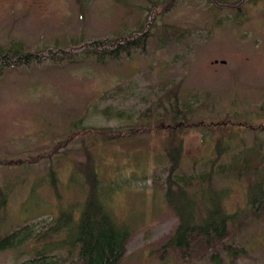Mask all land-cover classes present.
Masks as SVG:
<instances>
[{
	"label": "rangeland",
	"instance_id": "1",
	"mask_svg": "<svg viewBox=\"0 0 264 264\" xmlns=\"http://www.w3.org/2000/svg\"><path fill=\"white\" fill-rule=\"evenodd\" d=\"M157 1L0 0L2 50L78 49L82 41L148 33L144 49L117 59L1 66L0 236L25 227L36 235L62 208L79 206L87 186L71 180L72 172L90 160L105 181L113 218L131 230L120 264H212L215 250L196 247L184 256L166 245L178 223L164 197L166 149L180 147V174L209 172L204 188L230 191L223 197L227 213L245 207L244 172L216 170L242 147L250 172L264 170V131L238 125L264 127V0ZM175 98L196 116L193 127L172 134L156 124ZM169 123L165 117L164 128ZM224 142L230 153L217 157ZM225 243L248 255L230 262L219 246L221 264H264V217L239 218ZM42 247L30 239L0 251V264H28ZM55 254L56 264L70 263L66 249Z\"/></svg>",
	"mask_w": 264,
	"mask_h": 264
},
{
	"label": "trees",
	"instance_id": "2",
	"mask_svg": "<svg viewBox=\"0 0 264 264\" xmlns=\"http://www.w3.org/2000/svg\"><path fill=\"white\" fill-rule=\"evenodd\" d=\"M146 2L153 7L159 5L157 0H146ZM148 10L152 12L150 7ZM147 36L146 29L140 31L135 29L128 35L118 34V36L79 42L78 49L48 45L32 53L22 52L17 45L9 46L5 50L0 49V71L1 66L10 64L12 60L26 63L46 58L54 63L62 61L72 63L80 57H91L95 61L103 62L111 58L117 59L122 54L130 56L134 49H144ZM163 112L164 115L159 118L156 125L159 129H171L172 134L181 126L188 128L195 124L192 120L196 116V111L186 102L180 106L176 98L170 102L168 109H163ZM165 117L169 118L170 123L164 128ZM224 123L227 124L228 121L225 120ZM141 125L143 131H151L149 123ZM238 125L247 130L264 131V127H253L247 123L246 125L238 123ZM139 130L140 127L135 128L128 134ZM228 142H224V149L219 148L224 144L216 146L217 157L230 153ZM166 154L170 168L165 182L164 197L167 206L175 213L178 220L166 245L180 251L184 256L191 255L196 247H203L207 251L215 250L209 254L212 264H221L219 252L216 251L219 246L230 262L246 257L248 250L245 247L226 244L225 241L228 238L229 226L239 223V218L245 219L248 214L264 217V170L253 168L254 170L250 172L248 149L242 147L230 157L228 163L220 164L216 170L218 174L225 171L231 174L244 172L247 179L245 207L232 214L227 213L223 207V197H226L230 191L225 192L224 189L215 191L210 183L208 188H204L201 182L211 178L209 172H201L197 174V178L192 173L180 174V147L172 145L166 149ZM239 156L244 157L239 158ZM72 173L71 180L78 179L87 186L85 200L79 206L61 207L63 210L53 219V225L36 235L33 230L25 227L0 236V251L15 249L25 241L33 239L41 242L43 247L28 264H56L61 258L58 254L50 255V252L64 249L67 250V259L71 260L69 264H120L126 251V244L131 237L130 228L113 218L107 193L104 191L105 181L102 179V182L99 178L90 160L86 164L76 166ZM0 203L1 209L5 200L2 199ZM75 208H78L76 215L73 213ZM59 236L61 240L57 239L60 238ZM73 254L75 259H72Z\"/></svg>",
	"mask_w": 264,
	"mask_h": 264
}]
</instances>
